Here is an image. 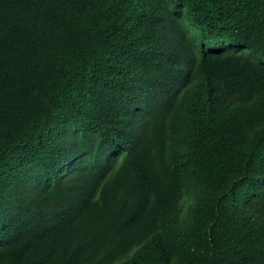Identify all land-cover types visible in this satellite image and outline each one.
Returning a JSON list of instances; mask_svg holds the SVG:
<instances>
[{
    "label": "trees",
    "instance_id": "obj_1",
    "mask_svg": "<svg viewBox=\"0 0 264 264\" xmlns=\"http://www.w3.org/2000/svg\"><path fill=\"white\" fill-rule=\"evenodd\" d=\"M0 264H264V0H0Z\"/></svg>",
    "mask_w": 264,
    "mask_h": 264
}]
</instances>
